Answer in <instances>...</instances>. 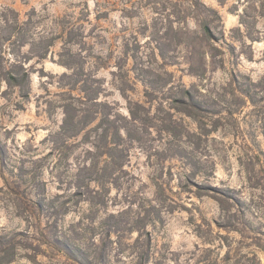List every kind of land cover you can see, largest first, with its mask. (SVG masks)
Here are the masks:
<instances>
[{
    "label": "rangeland",
    "instance_id": "1",
    "mask_svg": "<svg viewBox=\"0 0 264 264\" xmlns=\"http://www.w3.org/2000/svg\"><path fill=\"white\" fill-rule=\"evenodd\" d=\"M0 77L4 264H264V0H0Z\"/></svg>",
    "mask_w": 264,
    "mask_h": 264
},
{
    "label": "trees",
    "instance_id": "2",
    "mask_svg": "<svg viewBox=\"0 0 264 264\" xmlns=\"http://www.w3.org/2000/svg\"><path fill=\"white\" fill-rule=\"evenodd\" d=\"M212 27L210 24H205L203 26V36L207 39H209V45H211V42L214 39L213 36V32H212ZM9 40V38H7ZM216 47V46H215ZM23 69H25L23 67ZM11 71V70H10ZM25 72L22 74V76H18L17 74H12L11 72H8L7 76L4 77L6 83L10 86H14V87H19L22 91H24L26 89V85H28V77L29 74L27 72V70H24ZM0 80H2V77H0ZM249 93V92H246ZM249 95V94H247ZM192 101H194L195 104V100L194 97L192 95H190ZM80 121L77 122L76 119L74 117H72L71 115H69L66 112L64 121L62 123V126L60 128V131L57 132L55 135L59 136L61 139L67 140L68 138H71L75 135H78L80 133ZM55 142V140H53ZM57 142V141H56ZM55 142V143H56ZM4 157V150H2L1 146H0V160ZM112 165L114 166L113 169H117L118 168V163L116 161H112ZM96 166L97 165H93V164H88L85 163L84 166H82L80 168V171L76 174V187H78L79 189H81L84 186L89 187L91 184V181H96L99 180V178H95V173H98V170H96ZM86 171V175H81V172ZM100 183H102L100 181ZM90 190V189H89ZM83 192V191H82ZM81 191H76L74 194V196H80L82 195ZM94 191L91 192V195L89 198H87V200L93 205L98 206L99 204L102 203V200H99L98 196H96L99 191L97 190L95 193H93ZM84 194V193H83ZM226 198L227 195L225 194ZM92 197V198H91ZM229 199L232 200H236V198L234 196H228ZM93 198H97V201L95 202L93 200ZM220 202L222 203L223 200L220 199ZM68 204V203H67ZM67 204H64L63 206L65 207V211H67ZM67 213V212H65ZM114 217V215H111V217ZM249 227V226H248ZM58 228V225H57ZM63 232H62V236H63ZM58 237V236H57ZM58 241V240H57ZM65 249H68L69 251H71L72 253L76 251L77 253V249H71L69 244L66 242L63 243ZM16 238L11 236V235H0V263L4 264V263H11L15 260L16 257ZM75 255V253H74ZM75 260H78V258L76 256H74ZM254 259L256 260V264H260V260L257 259V256L255 255ZM142 264V262L140 263Z\"/></svg>",
    "mask_w": 264,
    "mask_h": 264
}]
</instances>
